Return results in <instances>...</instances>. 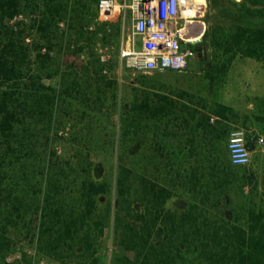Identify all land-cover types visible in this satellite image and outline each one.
<instances>
[{
	"label": "trees",
	"instance_id": "16d2710c",
	"mask_svg": "<svg viewBox=\"0 0 264 264\" xmlns=\"http://www.w3.org/2000/svg\"><path fill=\"white\" fill-rule=\"evenodd\" d=\"M220 3L216 0L215 10H209L205 17L211 27L223 18L231 24L232 30L224 41L228 59L219 70H227L237 56L264 59V0H229L226 7ZM70 4L71 0H0V191L5 192L1 200L4 206L11 207L9 217L22 220L23 226L30 228L28 217L34 207L39 217L41 250L64 264H100L99 242L107 227L114 235L111 264H264V203H254L241 215L229 194L244 167L232 166L228 158L230 127L222 121L228 120L231 109L217 103L213 112L219 120L214 125L204 114L192 127L186 117H173L176 103L164 95L141 92L131 102L117 105L118 84L102 75L97 57L79 69L66 66V76L60 75L50 55L57 23L65 20L69 11L77 20L78 12L82 14L79 0H73L72 7ZM23 14L32 15V23L22 27L19 23L21 28L13 31L9 22ZM120 33L118 24L114 37L117 43ZM28 37H32V43H27ZM107 39L105 33L103 40ZM44 48L46 52L42 54ZM194 48L207 65L209 77L215 78L216 69L207 62L205 49ZM54 77L63 81L57 90L43 84L44 78ZM108 89L114 91L106 114L118 115V132L123 139L112 141V148L125 153L116 158V167L104 174V161L89 163L88 170L85 164L82 169L87 174L79 184L77 177L67 178L61 174L62 169L59 172L50 166L54 154L46 163L41 161L39 176L32 175L36 167H28L33 159L26 155L28 165L22 163L17 171L13 169L8 189L1 187V173L10 157L19 151L17 146L23 145L22 134L29 133L32 139L34 129L42 133L47 125L50 128L59 100L77 102L80 121H84L86 116L104 115ZM180 112L191 113L186 107ZM147 121H153L154 126L178 121L174 130L162 125L155 128L165 137L181 133L184 144L191 146L195 143L192 136L199 131V149H188V154L177 162L164 156L165 148L154 143L160 169L153 179L146 174L136 177L129 161L136 149L131 150L128 139L147 129L153 131ZM167 160L170 162L164 165ZM36 183L39 196L34 203L28 196ZM177 196L180 201L177 200V210L172 211L167 203ZM7 218L0 222L2 260L9 246L8 226L16 223Z\"/></svg>",
	"mask_w": 264,
	"mask_h": 264
},
{
	"label": "rangeland",
	"instance_id": "374dc122",
	"mask_svg": "<svg viewBox=\"0 0 264 264\" xmlns=\"http://www.w3.org/2000/svg\"><path fill=\"white\" fill-rule=\"evenodd\" d=\"M72 1L70 7H72ZM206 1L208 7L205 17L209 10H215L213 5L216 0ZM97 3L98 0H79L78 6L81 7L82 13L78 12L80 18L78 20L74 19L73 13L69 11L67 18L57 23V32L53 41L55 46L50 55L55 59V65L59 66L60 75L66 76V66H72L70 69L73 70L79 69L81 66L87 65L88 61L93 62V59L97 57L102 66V75L109 81H116L118 84V89H115L117 105L131 102L141 92L150 96L164 95L176 103L177 113L173 117H186L191 126L195 127L204 114L210 117V123L214 125L219 118L213 110L215 105L219 103L231 109V112L227 113L228 120L222 121L230 127V133L235 129H253V133L264 135V59L256 60L237 56L227 70H219L228 59L224 41L232 30L229 20L223 18L214 27H211L204 18L206 31L196 47V49H205L207 62L216 69L214 72L215 78L209 77L206 71L207 65L200 60L197 53L193 63L182 73L170 71L133 72L128 71L129 69L126 68L121 70L118 58L105 63L100 60V49L103 50L118 45L114 37L119 23L105 26L98 24L96 20ZM190 3L192 7L185 14L192 16L196 15L199 5H206L205 0H191ZM218 5L226 7L229 5V0H221ZM84 14L86 15L85 19ZM127 16L129 17V14ZM31 20L33 21L32 15H19L9 22V26L13 31H17L21 25H30ZM130 27L131 23L129 22L127 28ZM82 33L83 36H81ZM105 33L108 39L104 41ZM28 39L27 43H32V37H28ZM61 44L62 50H60ZM79 48L81 49L78 50ZM45 52V48L41 50L42 54ZM62 83L63 81L59 77L44 78L43 80L44 85L53 87L56 90L61 87ZM113 91V89H108L107 101L102 108L104 115L86 116L84 121H80L81 110L77 107V102L59 100L56 109L53 111L50 128L47 125L42 133L34 129L35 136L32 139L29 138V133L22 134L23 145L17 146L19 151L17 150V153L10 157L9 163L6 162L5 172L1 173L3 178L1 187L6 188L9 184L13 169L17 171L18 165L22 163L28 165V162H25L26 155L31 156L33 159L28 167H36L35 172L31 173L32 175L39 176L42 171L39 168V166H42L41 161L46 163L54 154L50 160V166L56 168L59 172L62 169L61 174L64 173L67 178L70 176L71 179L77 177L79 184L84 175L87 174L82 169L85 164L87 166L89 163L104 161L106 163L102 171L104 174H107L110 168L116 167V158L125 155V153L121 149L115 152L112 148V141L118 138L123 140L121 132H118V115L114 113L106 114L107 109L112 104ZM182 107L189 108L191 113L180 112ZM191 115H194L193 119ZM147 123L153 125V131L147 129L146 132H139L138 136L132 135L128 139L131 147H133L131 150L136 149V153L134 152V155L129 158L136 177L146 174L153 179L157 174L156 171L160 169L158 168L160 164H158L156 158L158 153L155 152L156 146L154 143H158L165 148L163 150L164 156L167 158L170 156L177 162L179 158L184 157L183 154H188V149H199L196 147L201 139L199 131L195 132L194 137L192 136L195 143L191 146L184 144L185 138H181L179 135L181 133L165 137L159 128H155L162 125L169 130H174L173 125L177 124L178 121L163 122L162 124H156L157 126H154L153 121H147ZM86 127L94 131H89ZM47 128L48 130H46ZM114 130L117 134L113 133ZM155 135L156 137H154ZM138 141H141V144L139 142L138 145ZM250 150V162L239 170L240 180L229 190V194L233 197V206L239 209L241 215L245 214L246 210L252 207L254 203L256 205L264 203V152L259 147H253ZM127 151L125 152L127 153ZM169 162L167 160L164 165ZM12 165H14L13 168ZM86 168L89 169L88 166ZM136 185L138 186L137 181ZM37 188L38 185L37 187L34 186L33 191L29 192L28 196L30 201H35L34 203L38 201ZM4 195L3 189L0 191V222H6L4 219L8 216L7 219L11 218L16 223L8 226L6 237L9 246L6 248L4 260L0 258V264H64L58 257L41 250L37 233L39 217L34 214V207L33 212L31 210V215L28 217L30 228H26L23 226L22 220L13 216L9 217L11 207L7 205L6 208L1 201ZM69 196L71 197V195ZM182 197L183 199L186 198L185 196ZM177 200L180 201L179 196L170 200L167 203V208L172 211L177 210ZM104 207H107L106 204ZM113 243L112 229L107 227L99 242L97 257L100 264H111L114 252Z\"/></svg>",
	"mask_w": 264,
	"mask_h": 264
},
{
	"label": "built area",
	"instance_id": "2783aa9c",
	"mask_svg": "<svg viewBox=\"0 0 264 264\" xmlns=\"http://www.w3.org/2000/svg\"><path fill=\"white\" fill-rule=\"evenodd\" d=\"M191 0H98L96 20L103 24L119 23L121 34L118 45L100 49V60L105 63L118 58L123 68L135 72H176L188 69L196 57L194 44L206 31V5H199L196 15L185 14ZM129 14V17L127 16ZM131 23V27L127 25ZM242 134V136L240 135ZM264 135L253 129H235L227 143L232 166L250 162L249 143L264 152ZM242 141V143H241ZM239 146L246 153L247 163H233V148Z\"/></svg>",
	"mask_w": 264,
	"mask_h": 264
},
{
	"label": "clouds",
	"instance_id": "9594fccd",
	"mask_svg": "<svg viewBox=\"0 0 264 264\" xmlns=\"http://www.w3.org/2000/svg\"><path fill=\"white\" fill-rule=\"evenodd\" d=\"M242 136V134H240ZM242 143V141H241ZM260 143H264V138L260 140ZM233 163L237 164H244L247 163L246 153L243 151V149L239 146H235L233 148Z\"/></svg>",
	"mask_w": 264,
	"mask_h": 264
},
{
	"label": "crops",
	"instance_id": "0c3cea01",
	"mask_svg": "<svg viewBox=\"0 0 264 264\" xmlns=\"http://www.w3.org/2000/svg\"><path fill=\"white\" fill-rule=\"evenodd\" d=\"M253 147L255 148V147H257V146H255V145H249V148H250V149H252Z\"/></svg>",
	"mask_w": 264,
	"mask_h": 264
},
{
	"label": "water",
	"instance_id": "95a60500",
	"mask_svg": "<svg viewBox=\"0 0 264 264\" xmlns=\"http://www.w3.org/2000/svg\"><path fill=\"white\" fill-rule=\"evenodd\" d=\"M200 42H197L196 44H194V46L196 47Z\"/></svg>",
	"mask_w": 264,
	"mask_h": 264
},
{
	"label": "flooded vegetation",
	"instance_id": "af4514ba",
	"mask_svg": "<svg viewBox=\"0 0 264 264\" xmlns=\"http://www.w3.org/2000/svg\"><path fill=\"white\" fill-rule=\"evenodd\" d=\"M197 47V46H196Z\"/></svg>",
	"mask_w": 264,
	"mask_h": 264
}]
</instances>
